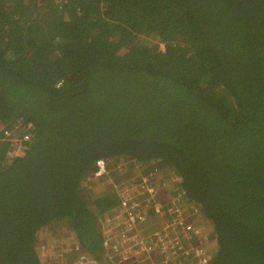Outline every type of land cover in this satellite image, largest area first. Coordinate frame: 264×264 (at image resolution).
Segmentation results:
<instances>
[{"label": "trees", "instance_id": "16d2710c", "mask_svg": "<svg viewBox=\"0 0 264 264\" xmlns=\"http://www.w3.org/2000/svg\"><path fill=\"white\" fill-rule=\"evenodd\" d=\"M169 165L205 264H264V0H0V264L49 224L109 264L103 218Z\"/></svg>", "mask_w": 264, "mask_h": 264}, {"label": "rangeland", "instance_id": "374dc122", "mask_svg": "<svg viewBox=\"0 0 264 264\" xmlns=\"http://www.w3.org/2000/svg\"><path fill=\"white\" fill-rule=\"evenodd\" d=\"M160 48L162 49L163 44L160 42ZM175 170L169 165L165 166L163 168H158V171H156V175L151 178L148 177L147 183L150 182L151 186L153 188H161L159 194L156 195V198H159L161 196L162 198H166L169 196V194H172V196H169L170 202H167V206L162 211L163 213L161 215H148L146 217L145 225H143L141 228L137 227V230L135 233L133 230L127 232V228L124 227L123 223L116 222V213L111 216H106L103 218L102 226L104 228L112 229L114 231V236L117 239L119 233L125 232L127 233V238H130V235H137L141 233L149 234L152 232H157L161 229L166 230L167 234L171 236L173 233L179 235L180 231H182L183 236L182 240H190L191 241V247H197L198 245H201L203 247L202 254L204 257H207L208 252L210 251V247L207 246V240L209 237V231L206 227V219L203 218L201 213L199 212L198 208L194 205V203L190 204V207H188L186 204H183L181 201V196L179 192L176 191V185L170 184V190L169 193L166 191L164 184L168 183L170 179H173L172 181L177 182V176L174 178V176L170 177L168 174L174 173ZM146 177L144 175L143 178ZM159 180L165 182L164 184H159L155 180ZM152 195V194H151ZM137 199L134 203L135 205H139V203H143L142 197L139 194L134 195ZM154 196V195H153ZM174 196H177L178 199H180V203L174 202ZM155 198V197H154ZM155 201H158L159 199H156ZM151 204L146 205V210L150 207ZM179 207V209H178ZM198 211V216H195V211ZM172 221V222H171ZM192 227V229H195L193 231L195 234H191L192 232H189L186 230V227ZM107 231V230H104ZM41 238H42V247L40 250V259L43 260L44 264H72V262L77 259L78 253L71 252L72 244L74 242L73 238L71 237L70 230H67L66 228L62 227L59 229L56 224H49L45 226V228L41 231ZM191 235V236H190ZM207 238V239H204ZM181 240V241H182ZM209 241V240H208ZM122 242L121 239L118 238V243ZM183 242V241H182ZM127 247V246H126ZM47 248H50L48 252L51 253L50 258H45L47 254ZM44 252L41 254V252ZM206 254H205V252ZM116 256V255H115ZM199 258H194V261L196 264L199 263ZM106 263L109 264H128L131 262L130 258H127L126 260H119L117 257L114 261L113 255L110 253L107 255Z\"/></svg>", "mask_w": 264, "mask_h": 264}, {"label": "built area", "instance_id": "2783aa9c", "mask_svg": "<svg viewBox=\"0 0 264 264\" xmlns=\"http://www.w3.org/2000/svg\"><path fill=\"white\" fill-rule=\"evenodd\" d=\"M103 161L98 162L99 166H102ZM101 171L97 170L94 175L97 176ZM157 173L154 171L149 176L143 178L142 186L150 194L154 195L155 190L151 186L150 182L147 183L148 177L155 176ZM155 196V195H154ZM158 201H154L152 205L146 210V205L139 203L135 205L136 200L134 199L133 194L123 195L120 200V209L116 213L115 221L123 223L124 227L127 228V232L133 230L135 233L137 227L141 228L145 225L146 217L148 215H161L167 202H170V199L164 200L159 196ZM174 202L180 203V199L177 196H174ZM179 209V207H178ZM172 222V221H171ZM106 236L104 238V245L114 242L113 245L107 247H112L114 261L116 257L119 260H126L127 258L131 259V262L128 264H196L194 258H199L198 264L207 263L209 257H204L202 254L203 247L198 245L197 247H191L190 240H182L181 238L185 235H182V231L179 230L180 234H172L169 236L166 230H159L157 232H152L149 234L141 233L137 235H130V238H127V233L121 232L117 236L122 242L118 243V238L114 236V231L112 229L105 228ZM186 230L195 234L192 227H186ZM191 236V235H190ZM183 242H182V241ZM127 246V247H126ZM205 252V251H204ZM44 252L42 251L41 254ZM107 255V253H105ZM206 254V252H205ZM116 255V256H115ZM72 264H91L86 255L82 253L77 255ZM70 264V263H69Z\"/></svg>", "mask_w": 264, "mask_h": 264}, {"label": "clouds", "instance_id": "9594fccd", "mask_svg": "<svg viewBox=\"0 0 264 264\" xmlns=\"http://www.w3.org/2000/svg\"><path fill=\"white\" fill-rule=\"evenodd\" d=\"M162 48H163V46H162Z\"/></svg>", "mask_w": 264, "mask_h": 264}]
</instances>
